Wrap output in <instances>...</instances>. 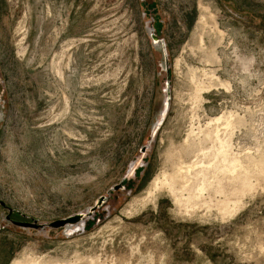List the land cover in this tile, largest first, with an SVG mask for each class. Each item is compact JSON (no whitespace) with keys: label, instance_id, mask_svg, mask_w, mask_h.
I'll return each instance as SVG.
<instances>
[{"label":"rangeland","instance_id":"1","mask_svg":"<svg viewBox=\"0 0 264 264\" xmlns=\"http://www.w3.org/2000/svg\"><path fill=\"white\" fill-rule=\"evenodd\" d=\"M151 26L171 104L144 168L84 232L12 224L6 207L41 224L86 212L142 155L166 101ZM208 127L254 176L228 216L157 188ZM0 201V264H264V0H0Z\"/></svg>","mask_w":264,"mask_h":264},{"label":"bare ground","instance_id":"2","mask_svg":"<svg viewBox=\"0 0 264 264\" xmlns=\"http://www.w3.org/2000/svg\"><path fill=\"white\" fill-rule=\"evenodd\" d=\"M208 11V8L203 7L199 27L203 31L208 29L210 33L221 34ZM198 38L203 45L205 43L203 37ZM209 55L214 56L212 52ZM214 129L206 128L202 139L198 137L199 134L195 135V132L191 131L178 151L173 173L164 172L157 186L167 189L174 196L179 208L187 213H195L198 209L205 208L207 211L216 209L223 216H228L240 206L245 193L254 187V176L250 175L248 168L233 154L230 149L232 144L221 141V138L214 134ZM250 161L255 163L253 160H249V163Z\"/></svg>","mask_w":264,"mask_h":264},{"label":"water","instance_id":"3","mask_svg":"<svg viewBox=\"0 0 264 264\" xmlns=\"http://www.w3.org/2000/svg\"><path fill=\"white\" fill-rule=\"evenodd\" d=\"M154 32H155V28H154V26H151L150 30H149L151 38H152L155 45H161L162 51L164 53L165 71H166V82H165L164 92L166 95V101H165V106H164V110L161 114V117L158 120V122L156 123V125L154 126L152 136H151V140L149 141L147 146H144L141 149L142 155L130 164L128 171H127L125 177L123 178L122 182L120 184L112 187L108 191L106 196L100 197L97 200V202L95 203L94 207L88 209L86 212L78 213V214L72 215L68 218L57 220V221L52 222L50 224H43V223L41 224V223H38L37 221L20 222V221L11 220L10 215L13 213L12 209L6 207V204L4 202L0 201V205L7 208L8 212H9V216L7 217V219L10 222H12V224H14L15 226L20 227V228L34 229V230H39V231H44L46 229H56V230L65 229L69 233L68 234L69 236H71L77 232H84L86 230V227H87V222L91 219H94L96 213L101 208H103V206L108 202L109 197L113 193L119 192L121 190L122 191L125 190L126 189L125 183L131 182L132 180H134L136 178V176H138V171L140 169L144 168V166H145L144 160L146 158V155H147L148 151H150L151 146L156 139L158 131L160 130V128L162 127V125L165 121V118L168 114V111L170 109V104H171L170 64H169V60H168V54L166 51V45H165L164 41L162 39H160Z\"/></svg>","mask_w":264,"mask_h":264},{"label":"flooded vegetation","instance_id":"4","mask_svg":"<svg viewBox=\"0 0 264 264\" xmlns=\"http://www.w3.org/2000/svg\"><path fill=\"white\" fill-rule=\"evenodd\" d=\"M8 220V219H7ZM9 221V220H8Z\"/></svg>","mask_w":264,"mask_h":264}]
</instances>
